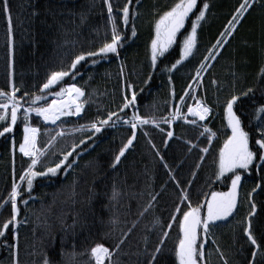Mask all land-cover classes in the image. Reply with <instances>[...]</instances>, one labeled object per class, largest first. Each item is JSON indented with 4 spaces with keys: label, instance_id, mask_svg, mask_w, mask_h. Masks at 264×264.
<instances>
[{
    "label": "trees",
    "instance_id": "1",
    "mask_svg": "<svg viewBox=\"0 0 264 264\" xmlns=\"http://www.w3.org/2000/svg\"><path fill=\"white\" fill-rule=\"evenodd\" d=\"M8 2L12 15L11 36L7 16L0 13V90L10 91L14 84L20 89L18 96L24 92H38L39 86H42L51 71L66 67L74 53L98 48L104 42L105 34H110L111 24L108 22L107 6L103 0ZM111 2L115 9L117 6L123 7L126 0ZM174 2L175 0H133L129 6L131 20L124 29L128 38L119 48V56L110 54L109 58L95 65L89 60L87 64L78 66L80 74L75 82L77 86L85 89L87 99L80 116L62 117L63 123L58 121L56 124H45L40 118L32 120L33 126L41 129L39 147H45L58 130L63 129L65 132L63 137H57L53 142L44 159L47 166H53L54 162L62 158V150H70L73 144H80L82 139L86 143L80 144L73 157L69 158L76 160L72 168L62 170L55 177H37L34 180L31 199L26 184L19 180L29 162L18 151L22 142V125L18 122L12 134L6 133L4 137H0V203L7 199L13 182L20 185L22 192L18 198V219L21 221L18 229V256L13 249L4 247L5 238H0V264H14L16 259L19 264H42L45 256L51 264H93L89 255L90 248L101 242V237L106 233L111 235L103 240L105 246L114 245L121 231H127L131 222L136 219L139 224L135 235L126 243L123 252L142 249L143 238L149 232L151 235L148 247H155L159 242L160 228L154 225V221L159 218L165 226L172 223L170 216L178 202V190L174 188L173 182L169 180L168 170L156 155L157 149L164 161L173 168L177 179L183 183L192 179L191 173L196 170L195 165L202 155L199 149L209 147V153L205 156L191 189L193 207L197 204L205 205L212 192L228 190L229 181H217L214 176V160L226 134H230L223 117V108L217 102L222 105L225 98L232 94L233 80L236 94L253 88L254 95L241 97L235 110L241 116L245 130L254 134L256 110L264 105V78H261L264 71V0H259L244 16L237 25L234 37L226 38L228 43L219 50L221 54L211 60L209 64L212 66L203 72L202 82L199 86L196 84L195 92H192L197 100L206 99L213 109L210 120L202 123L216 132L211 145L200 135L202 127L191 125L185 120H176L171 124L160 123L164 132L152 124L144 125L138 127L133 146L113 169L110 165L115 154L131 136L129 126L118 121L115 127H105L91 140L88 139L90 132L76 131L80 125L106 118L109 111H118L123 104V97L127 95L130 99L133 92L136 93L135 107L120 113L123 119H130L133 112L146 118L155 117L157 121L161 117L169 116L180 103L179 97L194 81L198 62L203 60L216 40L221 38L220 33L235 14L241 0H207L211 7L207 22H202V28L198 29L199 43L195 58H189L178 71L172 73V81L169 83V74L161 69L165 65L170 66L179 58V47L174 45L166 58L158 61L157 69L153 70L150 64V41L157 18L155 13H162ZM198 4L202 7L200 0ZM34 10L39 15L32 16ZM82 15L86 17L83 24ZM194 18L193 16L192 19ZM133 25L137 31L135 37L131 36ZM186 29L190 30V22L186 23ZM213 80L218 81L219 90L212 83ZM173 90L175 98L172 96ZM190 100L186 98L182 114L186 112ZM167 131H173L174 136L165 146ZM149 139L155 144V149L149 144ZM189 141L198 145L191 153L188 152L191 146ZM180 161L184 163L176 169L175 165ZM260 175L255 171L251 175L245 174L242 184L246 192L250 193L255 184L261 182ZM165 182L167 187L158 198V203H154V207L143 217H138V211L147 207V196L142 197L139 194L149 185L155 191H160ZM113 185L123 193L120 202L115 206L109 203ZM93 193L96 195L89 200ZM252 198L256 204V215L252 218V223L259 241L260 234L264 233V191L257 190ZM24 200L28 201L26 205ZM10 215V204L0 208V224ZM111 217H117L120 221L115 231H112L109 222ZM74 220L75 227L68 228ZM163 230L169 231L164 259L170 264L174 259L172 250L177 242L178 225L173 224L171 230L167 227ZM6 240L8 244L14 243L11 230L6 233ZM213 240L216 244L210 246L208 251L209 264H222L215 252L216 245L224 252L229 264H249L253 248L243 235L241 224L229 231L215 234ZM119 259L122 264H135L137 257L122 254Z\"/></svg>",
    "mask_w": 264,
    "mask_h": 264
},
{
    "label": "snow or ice",
    "instance_id": "2",
    "mask_svg": "<svg viewBox=\"0 0 264 264\" xmlns=\"http://www.w3.org/2000/svg\"><path fill=\"white\" fill-rule=\"evenodd\" d=\"M103 2L107 6V19L111 24V30L110 34H105V40L101 46L74 53L66 67L62 66L59 70H53L46 76L42 86H39L38 92H24L18 96L17 93L20 92V89L14 84L10 91L0 90V128H2L0 130V137H4L6 133L12 134L18 122L22 125V142L19 144L18 151L23 157H27L29 162L27 168L20 175L19 180L26 184V190L29 193L30 199L32 198L31 192L34 180L37 177H55L62 170L72 168L76 160H70L69 158L73 157L80 144L86 143L82 139L80 144H73L70 150H62V158L58 162H54L53 166H47L44 164V159L53 146V142L56 141L57 137H63L65 132L61 129L55 136L51 137L45 147H39L38 137L41 135V129L40 127L33 126L32 120L41 118L45 124H56L57 121H61L62 117L80 116L84 111L87 99L85 89L77 86L75 82L77 75L80 74L78 66L82 65V63L87 64L89 60H91L92 65H95L109 58L110 54L119 56L118 50L128 38L124 29L127 28L131 20L129 6L133 3V0H126L123 7L117 6L115 9L111 0H103ZM200 3L202 7L198 4V0H175L167 10L162 13H155L157 18L154 21V34L150 41V64L152 69H157L158 61L161 58H166V54L169 53V50L174 45L179 47V58L174 63H171L170 66L165 65L161 69L169 74V83L172 81V73L178 71L179 67L183 66L184 62L188 61L189 58H195V52L198 49L199 43L198 29L202 28L203 23L207 22V14L211 7L207 0H200ZM257 3H259V0H241L239 6L235 9V14L228 21L224 31L220 33L221 38L216 40L207 55L203 57V60L198 62L199 67L195 69L194 77L197 86L203 80L202 72L207 71L212 66L207 62L215 60L221 54L219 50L228 43L226 38L234 37L237 25ZM0 13H4L7 16L8 31L11 36L12 15L8 0H0ZM31 15L37 16L39 13L34 10ZM193 16L195 17L194 19H192ZM85 19L86 17L82 15L81 24L84 23ZM189 22L190 30L186 29V23ZM136 35L137 31L133 25L131 36L135 37ZM121 74H123V69H121ZM233 77H236L235 72L233 73ZM261 78H264V71L261 73ZM150 79L151 75L149 76ZM69 80L72 82L68 83ZM212 83L217 85L219 90L218 81L213 80ZM128 87H131V85H128ZM188 88L191 90L192 85H188ZM232 88V94L225 98L222 105H220L219 101L217 102L218 106H222L223 108V117L230 134H226V139L218 151L216 160H214V164L216 165V171L214 172L215 179L217 181H230L229 190L226 192H212L211 200L206 202V215H203L202 210L205 205L197 204L193 207L191 203V189L198 171L204 163L205 156L209 153V147L199 149L202 155L199 156V162L195 165L196 170L191 173L192 179L183 183L177 179L173 168L164 161V157L160 156L157 149L156 155L159 157L163 167L168 170L169 180L173 182L174 188L178 190V202L175 204L174 213L170 216L172 223L165 226L157 218L154 221V225H158L160 228L159 242L155 247L149 249L148 245L151 235V232H149L143 238L144 247L142 249L137 248L135 252H123V249L126 243L135 235V230L139 224L138 219L131 222V227L127 228V231H121V235L116 238L114 245L105 246L103 240L109 238L111 235V233H106L101 237V242L95 243L89 250L90 260L93 264H122L119 259L122 254L136 256L137 260L135 264H169L164 259L169 231L163 229L167 227V229L171 230L173 224L178 225V237L172 250L174 259L171 260L170 264H209L206 245L212 227L216 226L217 221H227L237 210L239 189L242 187V180L245 174L251 175L253 171L258 175L264 173V105L259 106L256 110L254 134L246 131L241 116L237 114L235 109L241 97L254 95V89L250 87L236 94L234 91L235 80H233ZM172 96L175 98L174 90L172 91ZM49 97H51L50 101ZM186 98L196 99L191 91H186L179 97L180 106L176 107L175 111L170 113L169 116L161 117L159 121L155 117H142L138 112H133L130 119H123L120 113H124L125 109L135 107L136 93L133 92L130 99L127 95L123 97V104L119 106L118 111H109L106 118L98 119L87 125H80L76 131L90 132L91 135L88 136V139L91 140L96 133L102 132L105 127H115L118 121L129 126L131 136L122 144L117 154H115L114 160L110 165L113 169L120 164L121 158L133 146L138 127L144 125L152 124L154 127L160 128V123L171 124L176 120H185L191 125L202 127L203 131L200 132V135L204 136L206 142L211 145L212 140L216 137V132L206 124H202V122L210 120L213 113L212 107L209 106L206 99H199L196 100L195 107L188 106L187 114H182V107L186 104ZM188 115L192 117L191 120L188 119ZM114 117L115 119H113ZM160 131L164 132L165 130L160 128ZM144 135L148 136V133L144 132ZM166 136L168 139L164 141L165 146H167L168 140L173 138V131H167ZM188 143L191 144L190 141ZM149 144L155 149L156 146L150 139ZM197 147L198 145L191 144L188 152L191 153ZM15 150L16 145L13 139V153H15ZM183 163L184 161H180L179 164L175 165V168L179 169ZM260 181L248 193L250 211L245 220L241 222L243 235L253 248L249 264H264V243H262L264 242V233L260 234L258 241L256 229L252 223V218L256 215V204L252 198V194L256 193L257 190L264 191V183H262L264 182V175H260ZM166 187L167 182H165V186L160 191H155L149 185L144 192L139 194L142 197L147 196V207H143L141 211H138V217H143L154 207V203H158V198L166 190ZM21 195L20 185L13 182L7 199L0 203V208L9 204L11 208L10 217L0 224V238H5L3 246L13 249L16 256H18L19 251L18 229L21 225V221L18 219L20 214L18 198ZM95 195L93 193L89 197V200L94 198ZM122 195L121 190L113 185L109 203L115 206L120 202ZM23 203L26 205L28 201L24 200ZM109 222L112 225V231H115L120 223L117 217H111ZM24 223L26 224L27 220ZM75 224L76 221L74 220L73 224L67 227L74 228ZM9 230L13 232L14 243L12 244H8L6 240V233ZM65 231H67V228H65ZM212 243L215 245L216 241L213 240ZM215 252L219 255L222 264H229L219 245H216ZM14 264H19L18 259L14 261ZM42 264H51L47 256L43 259Z\"/></svg>",
    "mask_w": 264,
    "mask_h": 264
},
{
    "label": "rangeland",
    "instance_id": "3",
    "mask_svg": "<svg viewBox=\"0 0 264 264\" xmlns=\"http://www.w3.org/2000/svg\"><path fill=\"white\" fill-rule=\"evenodd\" d=\"M196 81L194 80L191 85H192V89L188 90L187 91H191V92H194V83ZM196 100L197 99H191L190 100V104L189 106H192V107H195L196 105ZM180 106V103L177 104L176 107ZM184 114H187V110ZM189 118H192L190 115H188ZM40 120L42 121V119L40 118ZM43 122V121H42ZM58 122V121H57ZM60 130H58L59 132ZM229 188H230V181H229ZM228 188V190H229ZM226 190V191H228ZM225 191V192H226ZM208 200H211V194L209 196V198L207 199ZM206 201V202H207ZM206 202H205V207L202 211L203 215H206ZM250 211V207H249V203H248V192H246L244 190V187H243V184H242V187L239 189V198H238V207H237V210L234 212L233 216L232 217H229L227 221H217L216 222V226H213L212 229H211V234H210V237L208 239V243L206 245V253L208 254V251L210 250V246L213 245L212 241L214 239V235L219 233V232H222V231H229L231 230L233 227H235L236 225L238 224H241V222H243L245 220V217L248 216V213Z\"/></svg>",
    "mask_w": 264,
    "mask_h": 264
}]
</instances>
